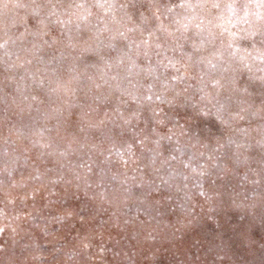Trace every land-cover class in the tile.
<instances>
[{
  "label": "clouds",
  "instance_id": "9594fccd",
  "mask_svg": "<svg viewBox=\"0 0 264 264\" xmlns=\"http://www.w3.org/2000/svg\"><path fill=\"white\" fill-rule=\"evenodd\" d=\"M0 264H264V0H0Z\"/></svg>",
  "mask_w": 264,
  "mask_h": 264
}]
</instances>
